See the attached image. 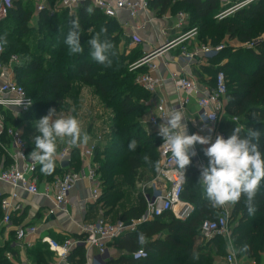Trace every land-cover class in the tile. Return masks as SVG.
Instances as JSON below:
<instances>
[{"label": "trees", "instance_id": "1", "mask_svg": "<svg viewBox=\"0 0 264 264\" xmlns=\"http://www.w3.org/2000/svg\"><path fill=\"white\" fill-rule=\"evenodd\" d=\"M48 1L53 3L56 0ZM28 4L13 0L6 17L0 20V37L6 34L7 40L6 44L0 41L3 47L0 61L6 62L13 55L20 59V64L15 68L16 82L23 88L25 85L27 91L24 89L32 100L30 109L23 116L33 115L35 119H41L47 115L50 108L57 109L69 91L72 80L93 87L102 102L114 106L115 130L109 135L110 140L106 141V144L97 146L93 155L101 181V201L115 192L114 185L110 187L113 178L120 175L123 179H136L138 171L155 174L153 164L145 163L143 157L147 155L153 163L157 161V146L162 137L158 133L146 134L142 129L141 117L144 107L141 101L149 94L140 87L142 90H139L144 92V96L132 97L133 90L138 88L134 80L141 69L126 70L125 65L129 60L125 58L124 51H117V46L124 43L125 37L115 21L104 17L95 7L93 14L88 15L85 9L91 6L83 3L76 18H79L81 25L80 42L84 51L69 54L64 40L73 16L68 15L64 9L52 13L43 10L38 18L39 31L42 33L44 26H47L51 38L40 35L36 43L39 47L35 51L29 43L32 28L28 26L31 14ZM148 4L159 11L170 7L173 10L188 12L191 18L189 27L198 31L195 39L200 44L217 46L225 35L229 40L240 43L242 48H238L234 53L231 48H223L208 57L210 61L216 60L217 57H229L213 72L210 87H214L215 75L222 72L226 81V94L223 112L216 126L218 133L225 139L229 138L238 125L243 126L241 136H245L249 129L259 131L260 150L264 153V38L260 37L264 33V0H250L233 15L220 20L213 17L219 10V0H149ZM102 28H106L107 32L101 34V39L106 38L114 45L115 55L110 56L111 67L96 62L90 55V45L87 43ZM41 50H46L50 57L45 58L40 53ZM53 50L58 57H54ZM139 55L137 51L131 61L134 63ZM33 106L37 107L35 111L32 110ZM132 139L138 142L135 151L128 149ZM198 151L203 154L200 148ZM73 153L74 151L71 158H76L77 151L75 157ZM1 154L0 149V156ZM194 158H191V164L186 167V181L180 196L193 206L190 217L180 221L170 212H165L139 226L135 232L122 236L115 243L128 254L106 264H224V259L220 262L216 257L223 254L222 248L219 247L221 236L205 240L200 235L201 223L206 219H216L221 208L211 207L205 198L204 188L199 183L201 170ZM207 160L209 163L208 157ZM69 165L68 162L67 166ZM76 165L73 164L74 167ZM59 170L61 169L56 166L55 171ZM244 200L242 196L240 202L232 204L229 221H234V225L229 238L237 250L245 243L250 246L247 252L237 251L238 258L258 261L264 253V179L255 197L257 211L254 215L248 214ZM106 202L110 201L105 199L101 202L102 206L105 207ZM144 211L145 200L140 196L138 205L125 210L121 219H139ZM139 233H144L147 238L148 242L144 246L137 243ZM159 233L163 234V238L155 239L154 236ZM12 242L13 239L6 249L16 255V247ZM141 248L147 256L143 259L132 258L131 254ZM212 249L215 255L211 254ZM3 252V249H0V264H7ZM194 252L199 254V259L192 258ZM37 256L43 258L45 254L37 253Z\"/></svg>", "mask_w": 264, "mask_h": 264}, {"label": "crops", "instance_id": "2", "mask_svg": "<svg viewBox=\"0 0 264 264\" xmlns=\"http://www.w3.org/2000/svg\"><path fill=\"white\" fill-rule=\"evenodd\" d=\"M14 1H20L22 4H26L27 2L29 3L28 5L31 7V14L28 25H31L30 28H34L35 25L38 24L39 14L43 10H47L52 13L54 11L64 9L60 6V0H56L53 3H49L48 0ZM148 1L149 0H147V2ZM88 4L93 8L90 3ZM38 5L43 8L38 10ZM54 5L57 6L53 7ZM81 8L82 5H79V7H77L73 12H69L66 9L64 10H66L68 15L71 16V14H77L78 10ZM180 17H184L183 23L179 22ZM112 19L120 28L121 34L128 38L130 46L138 48L140 55L137 60L144 54L149 53L166 43L174 41L171 47L164 49L159 55L153 57L152 59V62L156 65V71L153 75L160 79L161 85L154 93L148 92L149 95L147 98L141 101V104L144 107L141 117V125L145 133L152 134L158 132V126L152 127L149 125L148 119L157 114V105L163 103L168 111L179 109L184 112L186 118L182 121V123L187 125V134H199L211 137L212 142L215 141L217 136H221L218 133L216 124L204 125L200 121L197 114V98L199 94L194 91L185 93L176 87L175 78L180 76L186 77L195 82L196 87L200 91L210 88L208 87L210 77L206 76L204 72V66L208 64V58L202 54H195L191 60H187L184 59L181 54L184 48L188 51H193L198 47V45H202L196 41L194 36L191 37L189 34L185 35L190 30L189 20L186 17L185 12L182 10H173L170 7L166 10L159 11V9L153 8L150 4H148L147 9L140 12L134 18L129 17L126 11L119 10L117 11L116 17ZM132 37L138 38L139 42L131 43ZM44 47L46 48V46ZM47 54L49 53L47 52ZM15 57L16 61L11 64L10 70L12 78L16 81L14 70L20 64V59L17 56ZM9 59L10 57L6 62L0 61V65L6 64ZM136 69H141V72H139L140 74L146 73L149 70L146 65L140 66ZM1 81L2 80L0 79V82ZM86 87L88 86L79 84V81L77 80H72L70 83V89L64 95L62 104L56 109V112L58 116H62L60 113L62 107L67 111L66 113L64 112L65 115L63 116H75L79 119L82 129L88 133L90 140L86 144L73 147L77 148L76 158H71L73 148L70 149V154L67 160H61L58 157L56 166L61 169L58 171L61 175L71 171L79 173L83 176V174L86 175L88 173L87 165L92 164L95 171V178L90 180L87 177H83L76 181L68 194L65 210L54 209L52 213H49V210L53 208V194L55 190L53 184L58 177L54 176L49 179L44 178V180L43 178H39L38 171L40 165H38L37 171L34 175V179L38 187V193L31 195L24 191L17 190L21 199V209L18 213L13 215L12 220L8 225H5L2 222V212L0 211V249H3L4 251L2 254L7 261V264H90V261L91 264H106L112 260H117L124 254H128L125 250H121L116 246L115 243L118 239L128 233L135 232L139 226L151 221L145 219V211L139 219H129L124 221L121 219V215L125 210L136 207L138 205L139 197L142 196L144 198L143 193L151 195L156 192L157 180L155 176L157 174V170L150 183L148 185H144L140 189L136 187L134 190H131L128 189L127 186H124L123 188L120 187L119 190L122 191V194L114 201L113 207H109V209L104 210L105 207L101 204L102 187L100 176L97 172V164L93 162V155L95 149L98 148V145L106 144L110 140L109 135L107 134L111 131H108V129H102L101 126L104 125V121L100 116V110H98L101 100L95 91H92V97L88 95L89 91ZM185 101L187 102L185 103ZM224 102L225 99H223V103ZM4 111L5 110L0 108V116L4 113ZM14 112L16 113L17 110L9 111V113ZM53 119H55V116ZM3 122L6 129L18 131L15 124L10 126L8 124L9 121L7 120L5 123L4 119ZM99 126L101 129H99ZM93 144L94 149L91 157H82V153H84ZM0 146V149L2 150V154L0 156L1 171L12 163V147L10 139H8L5 135L0 136ZM208 146L209 145H200L199 143L195 145L196 155L193 157L196 158L199 169L204 165L205 161L201 160L197 149L200 148L204 153L203 150ZM27 151H30L28 146ZM68 162L70 164L69 166H67ZM73 164L76 165L74 169L71 168ZM93 189H98V195L96 198H93L91 195ZM11 190L12 189L10 187L0 184V191L2 195L6 196L10 194ZM224 209L230 214L232 204L224 206ZM103 214H106L107 216L105 217ZM111 216L114 218L110 219ZM172 216L174 217L173 214ZM99 218L105 219L113 225L121 223L124 226L117 237L107 243L106 251L102 256H100L101 254L99 253V249L97 247H89L83 242L87 236L83 231V227L94 223ZM177 220L181 221V219ZM26 226H36L37 231L35 234L27 236L22 243L16 245V248H14L16 255H13L12 252L6 249V246L10 243V241H12V239L14 240L17 228ZM43 237H48L58 243L70 240L73 244L66 259L57 257L56 254L49 249L48 245L41 241ZM154 238L162 239L163 234L159 233L154 236ZM37 253H43L45 256L40 258L37 256ZM46 255H49L50 261Z\"/></svg>", "mask_w": 264, "mask_h": 264}, {"label": "built area", "instance_id": "3", "mask_svg": "<svg viewBox=\"0 0 264 264\" xmlns=\"http://www.w3.org/2000/svg\"><path fill=\"white\" fill-rule=\"evenodd\" d=\"M250 0H247V2ZM13 0H11L12 5ZM83 3H90L93 7L97 8L104 16L114 18L117 15V11L124 10L128 13L129 17L134 18L140 12L145 11L148 7L147 0H60V6L69 12H73L79 5ZM6 0H0V20L6 17L8 8ZM38 10L43 7L38 5ZM180 23L184 22V17H180ZM196 29H190L185 35L189 34L191 37L196 33ZM183 37V36H182ZM139 40L136 37H132L131 43H138ZM174 41L166 43L165 45L154 49L153 51L144 54L137 61L132 63L131 70H134L140 66H148V72L139 74L135 78V82L139 87L143 88L149 93H154L161 85V81L158 77L153 75L156 71V65L152 62L153 57L159 55L164 49L171 47ZM222 49V45H217L214 48H209L207 45H198L193 51H188L186 48L182 50V57L187 60H191L195 54H202L205 57H211ZM3 51L2 44L0 42V54ZM16 61V57L13 55L10 57L6 64L0 65V108L3 110H17V113L24 114L27 112L32 101L27 95L25 89L18 84L11 76V64ZM176 87L185 93L194 91L199 94L197 98L198 117L202 124L215 125L219 117L223 112V99L226 94V81L224 74L218 72L215 75V84L212 88H206L204 91H200L196 87V83L186 77L175 78ZM187 101H185L186 103ZM157 114L151 116L148 119L149 125L152 127L159 126L164 123V117L166 116L168 109L163 103L157 105ZM5 135L10 139L12 147L11 160L12 163L0 171V184L10 187L11 193L4 196L0 191V211L2 212V222L8 225L14 214L18 213L21 209V199L17 193V190L24 191L28 194H37L38 187L34 179V175L37 171L39 164L31 161L29 152L27 151V144L22 138L19 131L12 129H6L3 122V118L0 116V136ZM164 140H160L157 146L159 171L155 176L157 180V189L151 195L145 194L146 201L145 219L153 220L159 217L165 212H171L177 219H187L193 212V206L181 199V192L186 181L182 171L177 167L172 159L171 153L161 147ZM94 149V144L91 145L84 153L82 157H91ZM70 154V148L65 147L59 158L61 160H67ZM88 173L86 175H80L79 173L68 171L61 177L54 181V194H53V208L49 210L52 213L54 209L65 210L68 194L73 188L76 181L83 177H87L90 180L95 178V171L92 164L87 165ZM98 189L92 190V197L96 198L98 195ZM48 194V193H46ZM229 213L222 207L220 209L219 216L216 219H206L201 223L200 234L206 239L212 236H222L229 238L228 231ZM124 228L123 224H111L105 219H98L94 223L88 224L83 227V231L86 233V238L83 241L85 245L91 247L95 246L99 249V253L102 256L106 251V245L109 241L117 237L119 232ZM37 231L36 226L18 227L15 231L13 245H19L23 240L29 236L35 234ZM43 243H46L51 251H53L57 257L66 259L69 251L72 247V242L66 240L63 243H58L48 237L41 239ZM147 256V253L143 249H138L132 253L134 259H143ZM225 264H243L242 260L236 256H233L228 251L224 257ZM259 264H264V261Z\"/></svg>", "mask_w": 264, "mask_h": 264}, {"label": "clouds", "instance_id": "4", "mask_svg": "<svg viewBox=\"0 0 264 264\" xmlns=\"http://www.w3.org/2000/svg\"><path fill=\"white\" fill-rule=\"evenodd\" d=\"M11 6V0H6ZM85 12L93 14L94 9L87 7ZM107 29L102 28L87 41L90 45V55L98 63L105 67H111L110 56L115 55L114 45L108 39H101V34ZM81 25L79 18L70 22V28L64 40L69 54L83 53L84 49L80 42ZM0 41L7 43L6 34L0 37ZM55 116V119L53 117ZM185 114L179 109L167 112L165 122L158 126V135L163 138L161 147L166 148L173 161L185 176L186 167L191 164V158L196 155L195 145H209L204 154L208 157V166L202 167L199 183L204 188V194L210 206L222 208L228 204L235 205L240 202L242 196L249 215L257 211L255 197L264 179V153L260 150L259 131L249 129L245 136H241L243 126H235L229 138L217 136L215 141L211 137L199 134H187V125L182 121ZM38 131L34 140V150L30 152L31 161L39 164L41 173L51 175L55 171L56 161L59 157L58 142L67 143L71 147L86 144L90 136L82 129L81 122L75 116H58L55 108H50L47 115L35 123ZM138 142L132 139L128 145L130 151H135ZM145 163L153 164L159 171V162L153 163L150 157H143ZM144 233H139L137 243L141 246L147 244ZM249 245L245 243L239 250L235 249L231 240L228 250L234 256L237 251L247 252ZM193 259H199L198 253L192 254ZM91 264V261H90Z\"/></svg>", "mask_w": 264, "mask_h": 264}, {"label": "rangeland", "instance_id": "5", "mask_svg": "<svg viewBox=\"0 0 264 264\" xmlns=\"http://www.w3.org/2000/svg\"><path fill=\"white\" fill-rule=\"evenodd\" d=\"M248 2L247 0H219V10L218 12L213 16L214 19H222L224 18L225 16H230V15H233V13L240 7H243L244 5H246ZM57 5H54L53 7H56ZM185 15L186 17L189 19L190 16L188 14V12L186 13L185 12ZM71 16H73V18H76L77 17V14H74ZM191 24V23H190ZM29 26V25H28ZM31 27V25L29 26ZM49 28L46 26H44V31L41 33L39 31V25H35L34 28H32V30L30 31V34H31V37H30V45L31 47L33 48V50L36 51L37 46L36 43H37V38L40 37V35H43L42 37L44 36H47L49 38H51V34L48 30ZM196 29V28H194ZM196 33L194 34V37L197 38V30H195ZM41 33V34H40ZM211 35V34H209ZM262 38H264V33L261 34ZM204 45H207V47H211V48H214L215 46H212L210 44H204ZM218 45H222V49L223 48H231L232 50V53H234L235 50H237L238 48H242L240 46V43H238L236 40H229L228 39V36L225 35L223 36V38L221 39V41L219 42ZM118 50L117 51H124L125 52V58H127L129 60V62H127V64L125 65L126 67V70H131V65H132V56L137 53V47H132L130 46L129 44V40L128 38L125 37V41L124 43H121L120 45L117 46ZM44 52V53H43ZM42 55L45 57V58H49V54H47V51H42L41 52ZM53 55L54 57H58L56 55V52L55 50H53ZM65 57V56H63ZM208 58V57H207ZM228 56H222V57H217L216 60L214 61H210L209 59L207 60V63L205 67V74L206 76L210 77L209 78V85L208 87H211L212 86V78H213V72L218 69V66L221 64V63H224L228 60ZM14 74H15V70H14ZM229 79V78H227ZM135 82V80H134ZM136 83V82H135ZM137 85V89L133 90V94H132V97L134 98H142L144 96V92L140 91L139 90V86L138 84L136 83ZM24 88L26 89L25 85H23ZM86 89L89 91L88 95H90L92 97V91H94V88L93 87H86ZM141 89V88H140ZM142 90V89H141ZM144 90V89H143ZM27 91V89H26ZM91 92V93H90ZM147 92V91H146ZM31 96V95H30ZM32 97V96H31ZM32 101V100H31ZM70 102V101H69ZM68 104V103H66ZM37 109V107L33 106L32 107V110L35 111ZM114 106L113 105H108L106 102H102L100 101V105L98 106V110H100V116L102 117L103 121H104V125H102V129H108V131H111L109 134L107 135H110L114 130H115V123L113 122V119H114ZM63 111V112H62ZM67 112L65 110V108H62L61 107V110H60V113L63 115H65V113ZM24 114H19V113H9V111H4L3 114H1V116L3 117L5 123L6 121L8 120V124L10 126H13L15 124V126H17V129L18 131L21 133L22 135V138L23 140L25 141V143L27 144V146L29 147V152L33 151L34 150V140L33 138L38 135V131L35 127V123L37 121H39L40 119H35V117H33V115H31L30 117H26V116H23ZM86 115V114H85ZM79 120V119H78ZM101 127L99 126V129H101ZM104 127V128H103ZM158 133V132H157ZM153 134V133H152ZM1 147V146H0ZM65 147H69L70 149H72L73 147L69 146L67 143H59L58 142V153L60 154V152L65 148ZM74 153V157L76 155V151H77V148H73ZM200 155V158L201 160H204V165L202 167H206L208 166V160H207V156L203 153H199ZM103 160V158H102ZM156 162H159L158 161V158H157V161ZM203 162V161H202ZM202 164V163H201ZM202 167H200V170L202 169ZM56 168V167H55ZM72 169H74V166H71ZM71 169V170H72ZM54 176H57L58 178L61 177L62 175L58 172H53L51 175H49L48 177L41 173L40 169H39V178H53ZM155 176V174H152L150 172H141V171H138V176L136 177V179H132V178H122L120 175L113 178L112 180V184L110 187H112L113 185V188H114V193L111 194V196H108V198H105L106 201H110V202H106L104 205H105V209H109V207H113V203L112 201H115L117 198H119L122 194V191L119 190L120 187H124V186H127L128 189H131V190H134L136 187H138L139 189L142 188L144 185H148L150 183V181L152 180V178ZM127 184V185H126ZM118 190V191H117ZM105 199H103L101 202L105 201ZM186 202V201H185ZM103 211V210H102ZM104 213V211H103ZM103 216H107L106 214ZM111 218H114L113 216L110 217ZM113 221V220H112ZM234 225V221H228V231H229V234L231 232V229ZM218 236V235H217ZM214 237V236H212ZM212 237L208 238V239H211ZM222 241H220V246L222 248V255H216L218 261L222 262L226 253L229 251L228 250V238L227 237H222ZM205 240H207L205 238ZM201 243V241L199 242ZM234 247V246H233ZM235 248V247H234ZM236 249V248H235ZM211 254H214V250L212 249L211 250ZM215 255V254H214ZM264 253L261 254L260 258L258 261H251L247 258H241L242 260V263L243 264H259L260 262L264 261ZM46 257L48 258V260L50 261V257L49 255H46ZM262 260V261H261ZM220 264H223V263H220ZM225 264V263H224Z\"/></svg>", "mask_w": 264, "mask_h": 264}, {"label": "water", "instance_id": "6", "mask_svg": "<svg viewBox=\"0 0 264 264\" xmlns=\"http://www.w3.org/2000/svg\"><path fill=\"white\" fill-rule=\"evenodd\" d=\"M194 160H196V158H194Z\"/></svg>", "mask_w": 264, "mask_h": 264}]
</instances>
